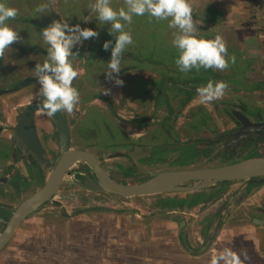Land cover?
I'll return each mask as SVG.
<instances>
[{
    "label": "rangeland",
    "instance_id": "rangeland-1",
    "mask_svg": "<svg viewBox=\"0 0 264 264\" xmlns=\"http://www.w3.org/2000/svg\"><path fill=\"white\" fill-rule=\"evenodd\" d=\"M70 1L74 5H81L78 0ZM5 2L19 10V15L12 22L13 27L32 30L30 32L32 35L21 36L24 41L19 43L21 45L39 44L46 50L47 45L44 44L41 36L42 29L53 20H65L68 16L63 13L62 8L67 0H5ZM45 3L49 4L51 12L36 16V7ZM84 3L88 7L91 1L85 0ZM190 3L193 7V18L199 27L198 34L210 39L217 34L223 36L227 46L234 48L229 55L236 57L235 63H230L229 68L215 71L230 73L234 80L239 81L237 84L228 83L229 88L223 99L201 104L197 95L179 111L181 116L173 114L174 121L179 127H183L184 123L194 122L193 115H199V121L200 118L207 117V125L203 124V134H201L203 138L209 139L213 136L212 126L221 130L234 126L228 110L230 112L240 110L239 106L241 107L242 103L248 105L253 112L264 116V0H190ZM75 8L73 6L69 17H73L81 27H91L99 33L98 38L85 40L78 46H93L99 49L103 47L106 40H112L114 44L115 37L108 32L107 24L101 25L95 13L91 12L87 15L83 13L84 8L80 7L83 9L81 11ZM30 18L33 19L32 22L28 21ZM133 18L145 20V15ZM21 19L27 20L25 24L19 21ZM81 19L91 20L81 22ZM157 27L161 30L169 28L165 22L158 23ZM136 31L131 30L132 34H138ZM175 33L171 31V35ZM145 36L146 40L141 42L147 46L151 45L156 53L154 57L162 54L167 45L165 34L152 33L151 36L146 34ZM136 45V42L134 45H129L126 51L139 52ZM141 51L142 53L140 52L138 56L139 58L141 56L140 59L122 60V68L130 69L123 76L126 78L123 96L119 92V87L116 92L117 86L114 90L110 89V85L103 88V91L110 89V94L122 101L121 113L123 117L130 120V123L138 115H141L142 122L143 118L162 119L164 114H167L165 103H161L158 107L155 103L156 111L153 110L152 105L154 101L157 102L158 91L148 89L147 92L141 90V93L137 92L140 86L152 88V82L159 81L158 73L154 74L150 65H144L143 62L147 59L143 57V49ZM110 56L111 54H105L104 61H109ZM32 61L36 64L41 59L33 58ZM247 61H251L250 64ZM97 71H99L97 74H103L100 69ZM143 81H146L148 85ZM96 82L99 83L97 80ZM95 92L93 90V95ZM135 92L139 93V99L140 94L150 93V95L138 105ZM94 104H96L95 111L96 108H107L106 105L100 106L99 104H102L100 101ZM172 105L175 106L174 112L179 110L176 100L172 99ZM95 111H93L94 115ZM114 119L113 116L104 114L101 118L98 116L85 119V124L92 125L96 122L98 124L100 120L102 123L100 125L111 126L115 125ZM149 120L142 123L150 124ZM188 136L189 140L196 139V134ZM182 138L185 140V136ZM250 149L243 151L244 154L242 153L239 157L248 155L247 158H249L264 153L262 145L259 146V150L254 149L257 153ZM184 152L183 158L187 160L194 155L191 145L185 146ZM179 163L208 167L205 165L218 164L220 161L205 159ZM79 166L77 164L74 169L78 170ZM145 167L142 168L144 170L142 174L158 171L153 167ZM73 179L74 176L67 177L52 199L53 201L45 205L41 213L25 221L21 229L15 233L11 243L0 254V264H210L212 255L226 247L238 253L246 252L248 255L246 264H264V226L252 222L253 217L259 214L256 210L264 207V184L250 187L243 203H236V206L230 204L231 207L225 211L220 225H216L219 220L214 221L213 229L209 230L210 234H213L216 228L219 229L215 239L206 247L201 234L205 219L213 217L226 197L219 198L220 200L215 202H210L209 199L205 205L202 204L203 206L184 205L185 213L178 215L177 219L176 215L169 219L170 215L165 211L164 214H159L162 210L161 203L169 200V197L183 199L190 197L191 199V195L195 193L126 198L105 192L88 193L77 184H73ZM243 184L244 182L229 183L223 190L226 188L232 194ZM220 189L219 186H213L205 192L209 194L214 191L219 192ZM64 213L67 216H64ZM151 213L154 215L150 217ZM182 222L185 224L181 226ZM180 233L186 238L188 249L182 245Z\"/></svg>",
    "mask_w": 264,
    "mask_h": 264
},
{
    "label": "flooded vegetation",
    "instance_id": "flooded-vegetation-1",
    "mask_svg": "<svg viewBox=\"0 0 264 264\" xmlns=\"http://www.w3.org/2000/svg\"><path fill=\"white\" fill-rule=\"evenodd\" d=\"M12 22L13 21H9L8 23L12 25ZM22 23L25 24V22ZM16 30L20 31V34H22L21 36L32 35L30 33L32 30ZM73 51L75 52L74 67L80 73L73 81V86L76 87L80 93V101L73 113L69 114L67 111L59 112L68 126L70 136V146L68 148L65 147L61 139L60 122L54 115L49 116L40 108L33 111L31 118L27 115L32 109L31 105L41 100V97L38 96L39 85L34 76L35 63L32 59L40 58L41 61H37V63H43L47 59V51L44 47L39 44L26 46L17 42L6 51L4 58L0 59V235L8 226L17 208L44 186L54 170V164L59 160L63 152L69 149L84 150L94 154L112 178L127 184L150 179L153 174H157L161 171L204 167L203 165L180 164V161L187 162L188 160L205 159L219 160L220 163L218 164L205 165L208 167H216L240 160L264 157V153L260 156L249 158H247L248 155L242 158L239 157L246 149L251 148L250 150L252 151L254 149L259 150L260 145L264 147V127L261 133L258 134L256 133L257 130H255L242 142L234 145V147H228L233 134L242 126V123L234 116L233 110L228 113L232 118L234 126L222 130L212 126L211 131L213 136L209 139L203 138V124L198 121L195 125H192L193 128L196 126L192 131L190 130L189 123H184L183 127H179L173 118V114L177 112L171 113L167 105H165L167 114H164L162 119H155L152 117L149 120V118H143V121L149 120L150 124H146V122H141V115H138L135 120L130 123V120L125 118V116L123 117L121 113L122 101L114 98L115 96L113 94L105 95L102 92L105 86L110 85L111 90H114L117 86L116 92H118L119 87V92L121 96H123L126 84V78H123V76L124 73L129 72L130 69L127 67L121 69L119 77H121L124 83L122 86L115 85L114 80L106 79L104 71L107 68L108 60L104 61L105 54L107 53L102 50V47L98 49L93 46L77 45L73 48ZM98 69H100L103 74H97L99 72L97 71ZM96 80L99 83H97ZM27 81L31 82L23 85ZM130 82L131 81H129V83ZM143 83L148 85L146 81H143ZM155 84V82H152V87H155ZM21 85L23 86L20 87ZM148 89L152 90V88H141L140 86L137 92L141 93L140 90L147 92ZM93 90L96 91L94 95ZM153 91L158 90L153 89ZM137 92H135V96L137 97L138 105L141 101L146 100V98L148 99L150 95V93L148 95L140 94L139 99V93ZM83 94H85V96H83ZM141 95L144 98H142ZM98 101L102 103L99 104L100 106L103 107V105H106L107 108L103 109L100 107L96 108L95 111L94 106L96 104L94 103H98ZM155 103L156 101L153 102L152 106L153 110L156 111ZM83 106H85L84 109ZM93 111H95V115ZM214 111L217 112V110ZM237 111L245 114L250 122L264 123V116L262 114L260 115L257 113L259 117L254 118L247 110L244 111L240 109ZM104 114L113 116L115 118V125H100L102 124L100 120L98 124L97 122L92 125L85 124V119H90L91 117L97 118L98 116L101 118ZM153 116H155V114ZM179 116L181 115L178 114V117ZM195 117L198 118L197 115ZM32 128L37 135L38 142H33L30 146L24 139V136L27 134L31 135ZM101 128H103V130H101ZM189 134H196V139L189 140ZM182 136H185V140ZM188 145L192 146L194 155L191 159L187 160V158H183V155L185 154V146L187 147ZM255 152L257 153V151ZM110 160L115 162H111ZM223 160L228 161H225L226 163H221ZM78 164L80 165L79 169L75 170L74 167L71 168L65 179L69 176H74L72 180L73 184H77L79 188L84 189V191L88 193H110L90 189L88 177L90 176L95 181H97V178L85 163L80 162ZM145 166H148V168L153 167L158 171L142 174L144 171L143 167ZM74 172L76 173L74 174ZM122 178L124 180H120ZM258 179L261 178H256V180ZM79 182L85 184L87 187L79 185ZM201 182L202 181H193L188 183V185ZM238 182H244V184L234 190L232 194H230L226 188L223 190L224 187H227V184H235ZM61 185L59 190L61 189ZM253 185L259 184L254 182L251 183L250 180L220 182L214 185V187H221L215 197L211 196L212 192L206 194V189L193 192H199L204 195L203 200L197 202L193 201L192 205L195 207L202 204L205 205L209 199L210 202H215L222 197H226V200L218 207L213 217L205 219L204 227L206 225L214 227L213 224L216 219L219 220L216 225H220L225 211L228 210L231 205L236 206V203H243L247 198L250 187ZM177 193L162 194L170 195ZM54 197H52V199ZM179 198L180 197H169V200L162 202L160 206L162 210L159 214H164L165 211V213L170 215L168 216L169 219H172L173 215H176L175 217L177 219L178 215L185 213L183 212L184 205H188V203L184 202V200L190 199V197L184 199ZM227 202H231V205L225 206ZM48 203H50V201L46 202L42 207L38 208L23 220L15 233L21 229L25 221L29 220L30 217L41 213V210ZM256 212L259 214L253 217L252 222L256 225L264 226V207L259 208ZM153 215L154 214L151 213L150 217ZM64 216H67V214L64 213ZM184 224L185 222H182L180 225L182 226ZM13 237L0 251V254L11 243Z\"/></svg>",
    "mask_w": 264,
    "mask_h": 264
},
{
    "label": "clouds",
    "instance_id": "clouds-1",
    "mask_svg": "<svg viewBox=\"0 0 264 264\" xmlns=\"http://www.w3.org/2000/svg\"><path fill=\"white\" fill-rule=\"evenodd\" d=\"M124 5L116 9L112 6V0H94L88 6L101 25H111L108 31L115 37V42L113 44L112 40H106L103 43L105 51L111 49V58L104 73L106 79L114 80L117 85L124 83L119 74L123 55L133 43L131 30L127 26L134 16L147 14L156 21L168 20V27L177 30L172 44L178 50L175 63L182 73L187 74L193 69L199 72L202 68L223 71L230 67V63H235L236 57L229 55L223 36L217 34L210 39L198 34L199 27L193 18L190 0H124ZM35 12L38 16L51 10L49 4L45 3L38 5ZM18 15L17 8L0 0V59L14 43L24 42L20 31L8 23ZM88 20L91 19H85ZM41 36L47 45V59L35 64L34 76L39 85L38 96L41 97L37 107L49 116L61 111L71 114L80 101V93L73 86V81L80 74L74 67L73 48L85 40L98 38L99 33L91 27H81L79 23L70 25L68 20L56 19L42 29ZM228 88V82L210 79L196 92L199 102L208 104L223 99ZM103 92L108 95L110 89ZM247 259L246 252L238 253L226 247L212 255L210 264H246Z\"/></svg>",
    "mask_w": 264,
    "mask_h": 264
},
{
    "label": "water",
    "instance_id": "water-1",
    "mask_svg": "<svg viewBox=\"0 0 264 264\" xmlns=\"http://www.w3.org/2000/svg\"><path fill=\"white\" fill-rule=\"evenodd\" d=\"M30 82L31 81H27L23 85ZM37 104L38 103L31 105L32 109L27 114L30 118L32 117L33 111L39 108L37 107ZM233 114L242 123V126L233 134L228 147H234V145L242 142L255 130H257L256 133H261L264 123L250 122L245 114L237 110H233ZM54 116L60 122L61 139L63 140L65 147L68 148L70 146V136L66 121L59 112H57ZM27 135L24 136V139L28 144H30V146L31 143L38 142L37 135L35 134L33 128L31 135H28V137ZM80 162L85 163L97 178V181H95L90 176L88 177L90 189L95 191H106L126 198L162 193L195 192L207 189L220 182L227 181L250 180L251 183H264V157L240 160L216 167L212 166L181 170H166L153 174L150 179H145L142 182L127 184L112 178L94 154L84 150L69 149L68 151L63 152L59 160H57L54 164V170L44 186L31 195L17 208L8 226L0 235V251L13 237L16 229L23 220H25L38 208L42 207L46 202L53 201L52 197L57 194L61 183L68 174V171ZM259 177L261 179L256 180V178ZM193 181L202 182L194 185H188V183ZM79 185L87 187L81 182H79ZM230 203L231 202H227L225 206Z\"/></svg>",
    "mask_w": 264,
    "mask_h": 264
},
{
    "label": "trees",
    "instance_id": "trees-1",
    "mask_svg": "<svg viewBox=\"0 0 264 264\" xmlns=\"http://www.w3.org/2000/svg\"><path fill=\"white\" fill-rule=\"evenodd\" d=\"M80 2L81 5L79 4H73L72 1L67 0V3L65 5H63V13L68 15L66 16L65 20H68L69 23H72L70 25H74V23H78L76 21H74L73 17H69L70 12L73 10V6L76 7L75 9H79L80 11L84 8L85 9V14H90L91 12L89 11V8L87 7V4L84 3L85 0H78ZM91 1V3H94V0H88V2ZM118 0H112V6L116 9H119L121 7H124V0L118 1ZM21 22H25L27 20H19ZM29 22H32L33 19H28ZM85 19H81V22H84ZM161 22H165V25L169 23L168 20H162V21H156L154 18H150L148 17V15H145V20L141 19V18H133V21L130 25H128L127 27L130 28V30H135L138 29L136 33H133V43L132 45H134V43L136 42L138 46V51L137 53H131L129 51H125L124 55H123V59H127V58H132V59H140L138 57L140 55V52L142 53L141 49H143V57H146L147 61L150 63H148L146 60H144V65H150L151 69L153 70L152 72L154 74L158 73V80L157 82H155V87H152V89H157L159 96H157V102L156 105L160 106L161 103H165L169 109L171 110V113L174 112L175 110V106L172 105V99L176 100L178 102L179 105V110L176 111L179 114V111L187 106V103H189L193 98H195L197 96V92L196 89L200 86H204L207 84V82L211 79L213 81L216 80H223L226 81L228 83H239L238 80H234L232 74H227V73H217L215 72L216 70L213 69H201L199 72H197L195 69H193L191 72L185 74L179 71L178 67L176 66L175 60L178 58V50L173 47L172 44V40L174 38V35H171V31H174V33L177 31L176 29H170V28H164L163 30H161L158 26V23ZM157 23V24H155ZM108 25V29L109 27V23H106ZM148 28H145L146 26ZM134 28V29H133ZM109 32V31H108ZM132 33V32H131ZM155 33H162L165 34L166 36V47L164 49V51L162 52V54H157V57H154V54H156L154 52V49L151 47L150 44L145 45L144 43L141 42V40L143 41L144 39L146 40V35L151 36ZM264 35V34H263ZM143 38V39H142ZM170 38V41H169ZM135 41V42H134ZM135 46V47H136ZM134 47V46H133ZM228 48V53H231L234 51V48L227 46ZM136 49V48H135ZM102 50L108 54H111V50L109 49L108 51H105L102 47ZM104 53V54H105ZM142 55V54H141ZM111 57V56H110ZM122 59V60H123ZM252 61V60H251ZM251 61H247L248 64H250ZM254 61V60H253ZM146 66H144L145 68ZM161 79V80H160ZM158 84H160L158 86ZM255 87V85L253 86ZM257 88H259V86H257ZM240 109H243L244 111L247 110L250 112V114H252V116L254 118H257L259 116H257V113L253 112L250 107L248 105H245L244 103H242V106L240 107ZM228 112H230V110H228ZM175 113V115L178 116V114ZM172 115V114H171ZM196 115H193L194 117V122H190V130H194L196 128V126H194V128L192 127V125H195V123L200 122L204 125H207V117H202L200 118L199 121V115L198 118L195 117ZM205 122V123H204ZM201 140H203L202 138H200ZM225 161L228 160H223L224 163H226ZM217 192L214 191L211 193V196H216ZM192 198L189 200V198L187 200H184V202H187L188 205H192L193 201L197 202V201H201L204 199V195H202V193H195L191 195ZM173 206V205H172ZM213 229V227H211L210 225H206L204 227V229L202 230V236L204 238V242L206 243V247H208V245L215 239L216 233L218 232V229L216 231L213 232V234H210V231ZM180 241L182 243V245L187 248V240L186 238H184V236L181 234L180 235Z\"/></svg>",
    "mask_w": 264,
    "mask_h": 264
}]
</instances>
